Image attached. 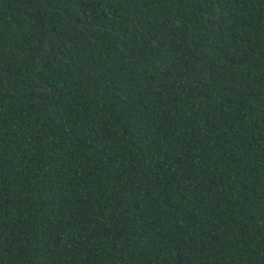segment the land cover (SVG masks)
<instances>
[{
    "label": "trees",
    "instance_id": "16d2710c",
    "mask_svg": "<svg viewBox=\"0 0 264 264\" xmlns=\"http://www.w3.org/2000/svg\"><path fill=\"white\" fill-rule=\"evenodd\" d=\"M0 264H264V0H0Z\"/></svg>",
    "mask_w": 264,
    "mask_h": 264
}]
</instances>
